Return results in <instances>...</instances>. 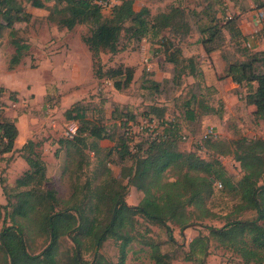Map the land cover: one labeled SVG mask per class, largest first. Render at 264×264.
<instances>
[{"label":"rangeland","instance_id":"374dc122","mask_svg":"<svg viewBox=\"0 0 264 264\" xmlns=\"http://www.w3.org/2000/svg\"><path fill=\"white\" fill-rule=\"evenodd\" d=\"M250 1L253 0H133L135 10L146 6L152 16L175 6L181 8L190 25V32L187 36L180 37L169 29L160 30L157 35L150 30L143 38L136 40L122 30L118 51H101L98 57H92L82 40L83 36L89 34L90 25L79 23L71 29L59 25V15L51 12L54 0H43L42 8L23 1L24 9L31 14V18L15 22L13 35L0 18V87L4 89L0 100L4 103L5 113L17 119L20 133L26 136L30 134L32 138L29 140L37 143L33 150L45 163L47 175V181L40 189L52 188L60 199L77 205L84 199L85 182H91L89 191H93L95 186L107 179L105 169L109 168L120 183L115 184L113 190L124 196L127 204H138L143 192L135 186H128L127 191L125 187L122 188L127 179L121 177L122 163L119 155L116 152L107 155V152L110 148L121 146L119 123L130 115L135 120V136L144 137L145 129L140 128V125L150 116L157 115V112L149 113L151 106L163 108V119L177 124L178 147L181 150L195 152L198 156L213 161L214 167H221L235 184L244 174L235 155L241 154V149L236 148V140L241 137H264V121L257 123L253 114L243 106L247 86L230 88L227 96L219 92L214 84L218 78L215 71L222 69L224 62L219 52L215 57L200 55L203 52L200 44L203 35L199 33V29L205 24L206 17L204 14L196 15L192 10L200 11L208 6L211 8L209 12L214 11L221 22L229 16L234 18L236 10H239V16L243 14L245 19L252 21L253 12L257 13L260 7L256 3L251 6ZM261 11L264 13V9ZM109 12L110 8H102L104 17H108ZM246 34L247 46L244 41L228 40L229 37L226 36L220 50L230 60H235L242 59V52L246 53L245 50L251 52L264 49V32L260 28L255 31L253 27ZM164 37L173 40L181 49L183 58L175 67V79L173 65L164 61L159 46ZM13 41L27 45V48L21 51L19 62L10 67V59L15 54ZM188 59L191 60V65ZM120 66H131L133 78L126 88L117 90L113 81L107 79L103 72ZM99 67L103 68L101 75L96 73ZM191 67L195 72L193 75L188 73ZM152 80L159 83L157 89L152 86ZM192 94L196 96L188 108H192L197 115L202 114L207 105L222 114L226 111L225 116L214 115L206 119L203 115L195 120L186 119L187 107L184 103ZM67 109H71L72 113L76 109H83L89 120L109 134V138L99 142L96 152L88 148L91 141H87L80 167L76 165L78 156L73 154L74 149L66 142L77 134L76 130L74 133L70 131L69 127L74 121L65 118ZM209 127L213 129V134L209 139L203 138V132ZM26 152L27 149L24 150ZM26 168L24 159L19 158V149L0 160V204L5 206L7 225L11 224L8 214L11 204L15 202L16 193L28 188L17 187L15 183ZM175 172L174 169L165 171L164 179L173 180ZM124 190L126 192L123 193ZM239 202L235 190L224 189L216 184L212 186V194L204 205L209 214L184 229H180L173 220L166 222L168 230L159 223L136 215L133 226L127 222L122 228V232L131 237L125 247L124 263L152 264L150 244H157L162 252L172 257L171 264H243L240 255L221 245L208 231L210 226H222L228 218L240 217L238 210H235ZM97 204L98 210H94L92 206L93 210L84 209V214L88 219L97 217L100 225L104 226L110 219V212L102 198ZM5 210L1 209L2 216ZM186 210L195 214L200 212L192 205L187 206ZM251 215L253 213L249 212L245 216ZM36 219L34 216L26 230L28 251L31 254L39 253L48 242L47 238L41 236ZM1 224L0 220V227ZM170 233L174 241L169 239ZM198 234L208 235V253L206 256L196 253L193 261H186L184 257L188 252V244ZM81 238V257L85 264H91L96 257L110 263L118 261L122 239L108 237L94 254L91 240L88 237ZM73 250L74 244L70 238L65 235L60 237L61 264L68 263L67 256Z\"/></svg>","mask_w":264,"mask_h":264},{"label":"trees","instance_id":"16d2710c","mask_svg":"<svg viewBox=\"0 0 264 264\" xmlns=\"http://www.w3.org/2000/svg\"><path fill=\"white\" fill-rule=\"evenodd\" d=\"M23 1L37 8L44 7L43 0H0V18L4 26L10 28L11 35L14 34L15 22L28 21L31 18V14L24 9ZM99 1L103 0H54L51 9L52 13L59 15L57 21L59 25L67 29L79 23L90 25L89 34L83 36L82 40L92 53V57H98L101 51L116 53L122 30L136 40L143 38L150 30L157 35L160 30L169 29L180 37L187 36L190 32L185 12L177 6L152 16L146 6L135 10L133 0H116L117 3L110 7L109 16L104 17L103 7ZM253 2L260 7L259 11L264 9V2L259 0ZM209 10L211 8L208 6H204L200 11L192 10V13L204 14L206 17L205 24L199 29V33L203 35L200 39L202 49L207 55L219 52L224 64L218 78L230 77L236 83V87L247 86L243 106L253 114L257 123L263 122L264 49L251 52L245 50L246 53L242 52V59L230 60L224 51L220 50L223 42L226 41V36L229 37L228 40L244 41L246 46L248 43L247 35L242 33L238 24L240 16L236 13L234 18L229 16L221 22L215 12L210 13ZM126 23L129 25L126 26ZM262 23L261 30L264 32V16ZM13 43L15 54L10 59V67L19 62L21 51L27 48V45L19 44L17 41ZM159 46L164 61L173 65L175 79V67L183 58L181 49L173 40L166 37ZM188 61L191 65V60ZM102 69L99 67L96 73L101 75ZM193 71L191 67L188 73L193 75L195 73ZM103 75L111 79L113 86L120 90L130 84L133 68L131 66L108 68ZM151 83L155 89L158 88V82L152 80ZM3 91L4 89L0 87V94ZM195 96L192 94V99L189 98L184 103L187 107L186 119L195 120L200 116L211 114L219 117L222 115V112L207 105L204 106L205 111L197 115L192 108H188ZM155 112H157L156 116L147 118L148 121L157 122L155 133L145 129L144 137L137 138L136 132L133 131L134 116L130 115L119 123L121 146L110 148L107 152V155L113 152L119 155L122 163L121 177L127 179L122 188L125 187L127 191L128 186H135L143 192V197L136 205L127 204L125 197L113 190L112 187L120 183L109 168L105 169L106 175L108 174L107 179L95 186L93 191H89L91 182L88 180L85 182V197L83 196L84 199L77 205L71 204L69 200L60 199L52 188L41 190L40 186L47 181L46 165L41 160V156L33 150L37 143L27 140L19 149V156L24 159L27 168L16 178L15 183L17 187L28 188L15 195V202L11 204L8 214L11 224H6L5 206L0 204L2 223L0 264H61L59 239L64 235L74 244V250L67 256V264H85L81 257V237H88L91 240L94 254L108 237L122 239L120 256L116 263L105 262L96 257L91 264H125V247L131 239L126 232H122L127 222L133 226L135 216L140 215L165 226L168 230L169 226L166 222L169 220H173L180 229H184L195 220H201L209 214L204 205L212 194V186L216 184L237 192L240 202L235 206V210H238L240 217L228 218L220 227L210 226L209 234L221 245L231 248L240 255L243 264H264V137H241L240 140H236V148L241 149V154L235 155L244 169V174L234 184L221 167H214L213 161L202 158L195 152L181 150L178 147L177 124L163 119V108L151 106L149 113ZM65 118L73 120L77 126V134L72 135L66 142L74 149L73 154L78 156L76 165L80 167L81 155L87 147V141L89 139L91 141L88 148L96 152L99 149V142L109 138V134L89 120L83 109H76L74 113L71 109H67ZM16 122L15 117L5 113L4 103L0 100V160L4 154L13 150L14 140L18 134ZM25 149H27L26 153H24ZM127 161L129 164H125ZM170 169L176 170L175 177L173 180H165L164 173ZM75 171L78 170L75 168ZM126 191L124 190L123 193ZM101 198L106 201L110 212V219L104 226L100 225L97 217L88 219L84 214V209L93 210L91 208L94 207V210H98L97 203ZM191 205L200 212L197 214L188 212L186 207ZM2 208L5 210L3 216ZM249 212L253 215L245 216ZM34 216L37 218L35 222L41 236L48 240L45 247L37 254L28 251L26 232L27 225ZM208 238V235L198 234L191 239L184 260L193 261L196 253L206 256ZM169 239L174 241L171 233ZM150 245L152 264H171L173 259L168 253L162 252L157 244Z\"/></svg>","mask_w":264,"mask_h":264},{"label":"crops","instance_id":"0c3cea01","mask_svg":"<svg viewBox=\"0 0 264 264\" xmlns=\"http://www.w3.org/2000/svg\"><path fill=\"white\" fill-rule=\"evenodd\" d=\"M250 5L251 6H253L254 5V2L253 1H250ZM257 10H260V9H257ZM236 13L237 14H240V12H239V10H236ZM256 13V12H255ZM252 21L250 20L249 21V19H245V16L242 14V15H240V17H239V20H238V24H239V27H240V29H241V31H242V33L243 34H245V35H247L246 33H249L250 31H252V29H253V27H254V30L256 31V29H258V28H262V26H263V23H259L256 19H255V14H254V12H253V14H252ZM251 26H253V27H251ZM246 31H248V32H246ZM253 35V34H252ZM248 38V37H247ZM203 51V50H202ZM218 54V52H212L211 54H210V56L211 57H215L217 54ZM203 54H206L204 51L203 52H201V54L200 55H203ZM216 73H218V76H219V74H220V72H221V68L220 69H218V70H216L215 71ZM214 84L217 86V88H218V90H219V92L221 93V94H223V95H225V96H227L228 95V90L231 88H235L236 87V83L230 78V77H224V78H222V79H219V78H216L215 79V81H214ZM34 89V88H33ZM16 91H18V90H16ZM17 95H19V93L17 94ZM226 111H224L223 112V116H225V113ZM8 115V114H7ZM10 116V115H9ZM212 116H214L213 114H211V115H204L203 116V118H206V119H210V117H212ZM10 117H13V116H10ZM16 126H17V122H16ZM17 129H18V134H17V136H16V138H15V140H14V145H13V150H17V149H20L21 147H22V145L27 141V140H29V139H31L32 137H31V135L30 134H28L27 136H26V134H21L20 133V129L18 128V126H17ZM12 150V151H13ZM12 151H10V152H8V153H6V154H4L3 155V157H6L7 155H9ZM19 158H21L20 156H19ZM22 159V158H21Z\"/></svg>","mask_w":264,"mask_h":264},{"label":"built area","instance_id":"2783aa9c","mask_svg":"<svg viewBox=\"0 0 264 264\" xmlns=\"http://www.w3.org/2000/svg\"><path fill=\"white\" fill-rule=\"evenodd\" d=\"M99 3L101 4L103 8H110L111 6L116 4L117 1L116 0H103V1H99ZM263 16L264 15L262 11H257V13H255V18L258 22H261L263 20ZM157 127H158V124L154 120H151V121L146 120L144 123L140 125V128L149 130L150 132H153V133H155V130ZM69 128H70V131L74 133L76 130V123L75 122L71 123ZM212 134H213V129L209 127L203 132L202 137L207 138V137H210Z\"/></svg>","mask_w":264,"mask_h":264}]
</instances>
